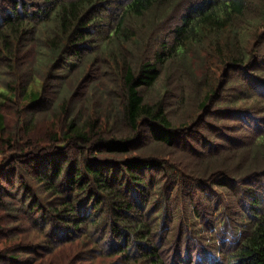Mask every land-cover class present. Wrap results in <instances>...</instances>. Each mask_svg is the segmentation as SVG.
I'll return each mask as SVG.
<instances>
[{
	"label": "trees",
	"instance_id": "16d2710c",
	"mask_svg": "<svg viewBox=\"0 0 264 264\" xmlns=\"http://www.w3.org/2000/svg\"><path fill=\"white\" fill-rule=\"evenodd\" d=\"M260 2L264 0H0V82L10 71L14 79L20 75L17 81L24 80L20 89L13 87L11 79L5 87H0V105L17 98L12 93L17 89L18 96L30 102L31 109L24 108L28 119H34L31 114L45 105L44 84L47 79H57V75L69 76L81 63L83 66L85 61L95 62L98 57V65L104 67L106 62L101 64L100 61L107 59L117 74L111 84L112 89L115 86L120 91V101H116L119 102L117 117L122 119L120 123L126 131L122 136L113 128L103 130L101 127L107 120H102L100 126L86 119L80 123L79 116H72V108L67 104L61 106L62 114L70 116L71 120L60 139L72 141L82 149L83 156L69 158L68 152L64 151L55 152L52 158L29 161L35 171L23 174L34 178L38 186L53 195L48 210H45L52 225L47 221L38 229L39 234L48 240L41 244L25 243L23 238L11 240L15 233H21L16 228L18 226H14L17 221L15 212H38L35 208L38 201L32 190L21 184L23 204L20 208H2L0 202V264H18L21 255L23 264H36V260H40L38 264H78L95 257L101 264H176L170 259L181 257L182 250L170 253L164 250L165 243L169 242L166 232L170 222L177 212H181L172 210L173 196L181 193L183 201L188 199V204H192L196 191V197L202 194L208 198V205L213 204L206 221L212 224L213 236L220 244L206 250L188 243L179 264L181 260H185L182 264H264V169L239 178L237 172L228 169L232 166H226L230 158L226 160L223 156L220 166L216 165L218 160L212 166L204 164L208 176L203 180L181 181L179 171L176 176H171V180L167 178L168 162H162L166 164V168H162V160L138 147L148 141L173 149L175 141L189 135L193 131L190 129L194 128L209 131L220 141H229L230 136L224 131L231 128L232 121H237L241 125L235 127L236 132L232 134L238 141H248L240 144L234 138L228 146L237 144L236 149L253 150L254 160L258 159L257 156L264 158V57L257 56L255 49V54L242 49L237 24L245 22L250 13L260 10ZM164 3L168 6L174 4L176 13L180 14L179 22L172 26L168 36L149 49L150 58L134 63L120 47L135 38L138 24L134 25L133 21L139 22L155 6ZM202 40L210 42L205 50H211L224 63L226 68L222 74L228 70L236 82L247 84H232L229 73L220 83L215 75L205 72L201 85H195L199 87L198 96H193L196 116L191 127L186 126L180 137L179 130L184 126L176 129L163 100L150 103L144 92H154L158 85L171 78L175 86L183 80L194 81L196 78L190 72L187 54ZM255 41L260 51L264 45V27ZM32 46L35 54L31 65L26 67V76H22L21 65L14 64L16 55ZM180 64L183 70L179 69ZM251 64L255 68L253 74L250 70L253 67L249 68ZM229 83L232 86L228 89ZM162 90L165 93L166 86ZM188 96L181 93L180 102L184 104L191 97ZM243 100L253 102L252 107H243ZM209 118L212 122L207 121ZM247 119L249 122H244ZM221 120L225 124H220ZM88 127L91 136L86 134ZM4 130L5 121L0 111V136ZM200 139L205 141L200 136L196 142ZM205 143L202 148L208 146ZM214 148L221 146L209 143L207 150L213 154ZM203 158L204 154L201 160ZM11 162L13 160L3 162L4 169ZM223 166L227 169L219 171ZM154 171L165 172L167 177L146 176ZM10 173L4 175L0 169V179L6 177L5 181L11 183L15 173L12 176ZM214 188L231 192L235 214L230 213L231 204L224 207L215 203L216 195L207 194ZM214 196L215 200L212 199ZM196 205L192 206L195 220L201 217ZM221 210L227 212L225 218L213 221ZM8 225L12 226L6 229ZM194 231L197 235L201 233ZM190 234L187 237L190 242L192 236L198 240L203 238L194 232ZM76 240L81 242L72 246ZM165 252L168 253L164 257Z\"/></svg>",
	"mask_w": 264,
	"mask_h": 264
},
{
	"label": "rangeland",
	"instance_id": "374dc122",
	"mask_svg": "<svg viewBox=\"0 0 264 264\" xmlns=\"http://www.w3.org/2000/svg\"><path fill=\"white\" fill-rule=\"evenodd\" d=\"M260 4L263 8L264 2H260ZM262 8L260 10H256L254 13H250L247 16L245 22L241 21L237 24L240 28L239 37L241 40L242 49L247 53H252L253 49H255L257 56L262 55L261 57H264V45L259 51V44H257L255 41L256 35L264 27V9ZM179 16V12L176 13L175 11L174 4H170L168 6L167 3H164L159 6H155L154 9H152V11L149 12V14L139 22L137 20L135 22L133 21L134 25L138 24L136 25L138 29L135 32L136 36L126 45H122V47H120L121 50L128 57V59L132 58L134 63L139 60H146L151 53L149 49L158 43V41H160L162 38L169 35L172 26L178 24ZM209 43L210 42L208 40H202V43L198 42L188 51L187 58L190 63V70H192L190 72L196 78L194 81L183 80V83H175V86L172 84L171 78L167 83L158 85L154 92H144V94L147 96L145 97L146 101H149L150 103L156 102L154 100H163L164 104L167 106V114L173 121L176 129L184 126V128L179 130L178 135L180 137L184 134V130L187 128L186 126L191 127L196 116V114L193 113L195 104V98L193 96H198L199 87L196 88L195 85H201V77L203 74L208 72L212 75H215V78H218L220 83H223L228 76L226 73H229L227 70L226 73L223 72L222 74L223 69L226 68L222 60L216 54L211 53V50L210 52L205 50L206 46L209 47ZM18 49L19 47L17 50ZM25 50L19 51L18 55H16L17 61L14 63L16 65H21V69L19 70L22 76L25 74L26 67L31 65V61L33 60L35 54L34 46ZM253 54H255L254 51ZM97 59L98 57L96 58V61L92 63H86L85 61L83 66H81V63L78 68H74L69 76L67 74L65 75L66 77L57 75V79H47L44 84L46 88L45 105L40 106L39 111L33 112L31 114L34 116V119H28L29 115L24 111L25 107L31 109L29 107L30 102H28L26 99H21L17 93V89H20L21 86H24V80L17 81L18 78H20V75H16V79H14L11 76L12 73L10 71L5 74L3 81L0 82V87H5V84L11 79L14 83L13 87L17 88L12 92L17 98H14L12 102L6 101L0 105V111L3 114L5 121L4 134L0 136V169L3 170L4 175L8 174L9 171L11 172V176L15 173V181L12 180L11 183H7V181H5L6 177L0 179V202L2 203V208L5 206H9L8 208L12 210L14 208H20L23 204V191L21 190V184H26L32 190L34 199L38 201L35 207L38 211L37 213L34 211L31 214H28L26 210H21V212L14 211V216L17 218L14 226H18L16 228H19L21 233H15V236L12 237L11 240H21L23 238V242L25 243L33 242L36 244H41L43 242H47L48 240L47 237L39 234L38 229L43 228L45 224H47V221L49 224H51L49 219L50 216L46 214L45 210H48V206L53 200V195L51 196L49 192H45V189L43 190L40 186H38L39 183H37L34 178L33 180L23 174L24 172L35 171L33 167L28 164L29 161H31L33 158H38L41 160L45 158H52L55 152L59 153L64 151L68 152L69 158L73 157L78 159L79 157L83 156L82 149H79V147L74 145L72 141L67 140L63 142L60 139L63 137L62 133L65 132L64 130L68 124V121L71 120L70 116H65L62 114V105L64 106L67 104V106L72 108L74 111L72 116H79L80 123H83V121L86 119L91 122H97V126H100L102 120H107V122L104 124L105 126L101 127L103 130H110L113 128V131L118 132L120 135H126V131L123 125L120 123L122 119L117 117V115H119V102L116 101H120L118 100L120 91L115 86L112 89L113 85L111 84L113 79L117 78V74L107 59L100 61L101 64L104 61L106 62L104 67L103 65L100 66L97 64ZM182 67L183 66L180 64L179 69L183 70L184 67ZM252 67L253 65L249 68ZM260 69H263V67H260ZM250 70L253 74L255 68L253 67ZM228 79H230L232 84L235 83L236 86L238 84H247L246 82L241 81L236 82L232 73H229ZM92 84H95L96 86L92 87ZM232 84L228 86V89L232 86ZM162 86H166L165 93L162 90ZM181 93L191 96L185 101L184 104L180 102ZM107 94L111 96L108 95L107 97ZM115 95H117V97H115ZM252 104L253 102L250 100H243L241 103L243 107H252ZM255 104H258V102ZM237 107H239V104ZM207 121L212 122L210 121V118L207 119ZM244 122H249V120L247 119ZM220 124H225V122L221 120ZM240 125V122H231V128H227V130L224 131L226 132V135L230 136L228 137L230 140L224 142L220 141L219 137L214 138L213 135L211 136L209 131L207 133L204 129L198 130L194 128L190 129V131H193L189 135H185L182 139L176 140V147H173V149H165L163 146L152 144L148 141L140 143L138 147L142 148L143 151L158 157L160 161L162 160L161 163L168 162V167L166 170L169 172L168 177L166 175L167 173L158 171L148 173L146 176H150L152 178L153 176L155 178L167 177L172 180L171 176H176L177 172L179 171L180 177H183H181V181L182 179H185L186 181H200L208 176L207 170L203 169L204 164L210 163L212 166L218 160L219 163L216 165L220 166V164L222 165L221 157L223 156L226 158V160L230 158V162H227L226 166H232L228 169H231L234 173L237 172L239 178L245 177L255 172H260L262 169H264V158L257 156L258 159L254 160L256 156L253 150L249 151L248 148L245 150V147L236 149L237 144H231L228 146L231 139H238L236 138L237 136L232 133L236 132L235 127ZM89 129L90 127H88V130L86 131L87 135H90ZM93 130L95 131L96 129ZM231 130H233V132H231ZM200 136L204 137V142H201V139L196 142V139H198ZM247 141L248 140L246 139H242L240 141L237 140V142L240 144L241 142ZM205 142H207L208 146L209 143H212L214 146H221V148H217L216 150L214 148L212 151L213 154H211L207 150L208 146H205L206 148H202L203 145L206 144ZM52 145L54 148H52ZM19 149H22V151H20L22 155L18 157L20 154ZM214 152L219 153L214 154ZM202 154H204V158L201 160ZM234 157H236V159L233 162L232 158L234 159ZM8 160H13V162L9 163V165L7 164L8 166L6 165L7 167L4 169L2 166L3 162ZM244 160L248 161L244 162ZM239 161H241V163ZM22 162L26 163V165ZM165 165V163H162V168H166ZM170 167L172 168L170 169ZM226 169L227 168L223 166L221 169H219V171ZM234 176L237 177V175ZM178 188L182 189L181 187ZM212 190L213 192H207V194L217 196L216 200L215 196L212 198L215 200V203H221V205L224 207H230L233 204L231 192L216 188ZM189 192H191V190ZM214 192H216V194ZM196 196H198L197 191ZM196 196H192L194 197V199L192 198V204H188V199L186 202H184V195L181 193L173 196L175 201L172 203V210H180L181 212H177L172 222H170V227L168 232H166L169 242L165 243L164 250L169 251V253L174 250H182L181 257L175 256L170 259L171 262L176 264H179L178 260L183 259L184 250L188 243L192 244L198 249L206 250L215 248L218 246L217 244H220L219 240L213 236L214 232L212 229V224L209 221H206L209 218V214L212 210L211 206L213 204L208 205L206 201L208 198L205 199L202 194L199 197ZM158 198H161V196H158ZM196 203V206L199 207V211H201V217H198L195 220L192 206ZM235 209L236 208H234L232 205V211L230 213L235 214ZM172 210L169 212L171 213ZM225 215H227V212L224 213V211L221 210L217 212L213 221L216 220L217 222V219L223 220ZM229 220L231 224V219ZM10 226L12 225H8L5 228L7 229ZM229 227L232 228L231 225H229ZM194 229L199 230V232H201L200 235H197ZM190 232H194L197 236L203 238L198 240L197 237L192 236L193 239L190 242L187 238L188 236H191ZM8 242H10V240H8ZM78 242L81 241L76 240L75 244L72 246L79 244ZM68 247L69 246H66V248ZM167 253L168 252L164 253V257L167 255ZM21 257L22 263L20 262L18 264H23V255H21ZM31 258H34V256L31 255ZM106 261L108 262V260ZM39 262L40 260L35 261L36 264ZM181 262L184 263L185 260H181ZM78 264H101V261L99 258L95 257L93 260H87Z\"/></svg>",
	"mask_w": 264,
	"mask_h": 264
}]
</instances>
